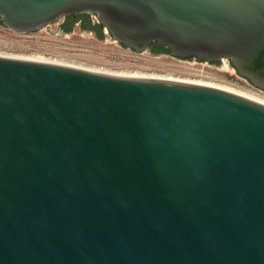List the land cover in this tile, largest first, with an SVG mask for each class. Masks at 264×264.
Here are the masks:
<instances>
[{
	"label": "water",
	"instance_id": "95a60500",
	"mask_svg": "<svg viewBox=\"0 0 264 264\" xmlns=\"http://www.w3.org/2000/svg\"><path fill=\"white\" fill-rule=\"evenodd\" d=\"M83 14L264 91V0H0L16 33ZM0 264H264V104L0 55Z\"/></svg>",
	"mask_w": 264,
	"mask_h": 264
},
{
	"label": "rangeland",
	"instance_id": "374dc122",
	"mask_svg": "<svg viewBox=\"0 0 264 264\" xmlns=\"http://www.w3.org/2000/svg\"><path fill=\"white\" fill-rule=\"evenodd\" d=\"M93 26L99 24L91 15ZM64 20L34 33H16L0 24V55L62 64L94 72L117 76L153 78L227 89L255 97L264 102V91L254 87L241 77L227 58L220 64L201 62L197 58L187 60L170 54L137 52L125 48L104 27V41L91 31H84L80 24L64 36L52 34ZM153 53V54H152ZM226 66L228 68H226Z\"/></svg>",
	"mask_w": 264,
	"mask_h": 264
},
{
	"label": "flooded vegetation",
	"instance_id": "af4514ba",
	"mask_svg": "<svg viewBox=\"0 0 264 264\" xmlns=\"http://www.w3.org/2000/svg\"><path fill=\"white\" fill-rule=\"evenodd\" d=\"M73 24H80V26L85 29V30H90L91 32H94L97 36H98V28H94L93 27V20H92V16L91 15H73V16H69V17H66L65 20H64V24L62 25V28H61V31L62 33H66L65 32V27L68 25V26H71ZM101 24L99 23V26ZM89 26H92V28H85V27H89ZM98 26V27H99ZM159 44L157 43H152L150 46H149V49L151 52H154V50L156 48H160Z\"/></svg>",
	"mask_w": 264,
	"mask_h": 264
},
{
	"label": "trees",
	"instance_id": "16d2710c",
	"mask_svg": "<svg viewBox=\"0 0 264 264\" xmlns=\"http://www.w3.org/2000/svg\"><path fill=\"white\" fill-rule=\"evenodd\" d=\"M0 24L3 25V23L1 22V20H0ZM74 25H75V24H73V25H71V26H68V25H67V26L65 27V32H66V33L71 32L72 29H73V26H74ZM85 28L89 29V28H92V27L89 26V27H85ZM103 29H104V26H103V25H100V26L98 27V36H99V37H102ZM157 44H158V43H157ZM159 47H160V48H156V49L154 50L153 53H155V54H171L170 50L167 49L166 47H164V46H159Z\"/></svg>",
	"mask_w": 264,
	"mask_h": 264
},
{
	"label": "bare ground",
	"instance_id": "6f19581e",
	"mask_svg": "<svg viewBox=\"0 0 264 264\" xmlns=\"http://www.w3.org/2000/svg\"><path fill=\"white\" fill-rule=\"evenodd\" d=\"M21 59H23V58H21ZM28 60H30V59H28ZM35 61H41V60H35ZM41 62H44V61H41ZM226 68H228V67L226 66ZM128 77H129V76H128ZM133 77H134V76H133ZM149 79H153V78H149ZM200 85H201V84H200ZM202 85H203V84H202ZM205 86H208V85H205ZM211 87H212V86H211ZM219 89H221V88H219ZM223 90H226V91H229V92H232V93L238 94V95H240V96H243V97H246V98H249V99H252V100H255V101H257V102H260V103L264 104L263 101H261V100L255 98V97H250V96H247V95H244V94L236 93V92H233V91H230V90H227V89H223Z\"/></svg>",
	"mask_w": 264,
	"mask_h": 264
}]
</instances>
